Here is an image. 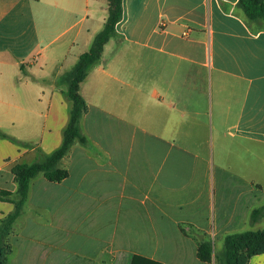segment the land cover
<instances>
[{
    "label": "crops",
    "instance_id": "1",
    "mask_svg": "<svg viewBox=\"0 0 264 264\" xmlns=\"http://www.w3.org/2000/svg\"><path fill=\"white\" fill-rule=\"evenodd\" d=\"M122 6L81 84L89 143L71 149L65 181L32 182L28 203L50 217L26 220L11 264H210L183 227L215 246L264 229L251 222L264 206V21L239 0ZM108 18L109 0H0V172L61 147L64 85ZM13 211L0 201V221Z\"/></svg>",
    "mask_w": 264,
    "mask_h": 264
},
{
    "label": "trees",
    "instance_id": "2",
    "mask_svg": "<svg viewBox=\"0 0 264 264\" xmlns=\"http://www.w3.org/2000/svg\"><path fill=\"white\" fill-rule=\"evenodd\" d=\"M123 0H109V18L105 30L97 36L91 50L80 57L74 68L65 97L71 103L69 123L64 130L63 142L59 149L47 155L45 160L38 159L34 163H15L11 171L15 176L17 190L11 192L0 188V201L14 205V211L0 221V264H8L6 252L8 251L4 238L12 229L15 221L23 214L28 201L31 184L43 175L50 182L62 183L69 177L67 169L58 167L59 163L69 154L75 144L86 146L89 140L81 127L84 115L88 111L87 102L81 95V84L89 75L90 70L100 61L104 46L115 36L116 25L123 18ZM241 8L251 20L264 21V0H239ZM5 138V135H1ZM264 220V206L255 209L251 214V222ZM184 232V231H183ZM264 254V229L246 231L228 235L224 240V264H248L251 257ZM138 257H134V261ZM198 258L202 262L217 264V255L210 242H200ZM133 261V263H134Z\"/></svg>",
    "mask_w": 264,
    "mask_h": 264
},
{
    "label": "rangeland",
    "instance_id": "3",
    "mask_svg": "<svg viewBox=\"0 0 264 264\" xmlns=\"http://www.w3.org/2000/svg\"><path fill=\"white\" fill-rule=\"evenodd\" d=\"M68 83H69V79H68V81L66 83L67 85H64L65 86V91L67 89ZM26 115H27L26 117L28 118L29 114H28L27 111H26ZM33 121H34V119H33ZM23 128H24L23 125H21L20 127H16V131L17 132L21 131V133H22L23 132ZM70 152H71V150H70ZM34 155L36 157H39L38 159H40V160H45L46 157H47V155L42 154L39 149H35ZM68 155L59 163V165H58L59 168L66 169V164H67L66 160H67ZM36 161L37 160H35L34 162H36ZM34 162H32V163H34ZM11 167H12V165L6 171L0 172V183L6 182V183H8L9 187L12 186V185H14V186L16 185V190H17V184H16L15 176H14V174L11 171ZM28 200H29V198H28ZM64 212L71 213L70 210L69 211L64 210ZM49 217H50L49 216V212H47L45 209H43V208L41 209L38 206L30 205L28 203V201H27V203L25 205V208H24L23 214L15 221V223L12 226V229L10 230V232L6 235V237L3 240L4 243L6 244V247L8 248L7 249L8 251L6 252L8 264H11L10 260H11V258L13 257V255L15 253V245L13 243L14 238L16 236L20 235L25 230L26 220L28 218H33V219H35V221L37 223H47L48 220H49ZM182 230L187 235L189 233H191L192 234V238L195 241V243H200V242L207 241V238H204V237L200 236L201 232L197 231L192 226H187L186 225V227L185 228L183 227ZM212 245H213L214 251H215V253L217 255V264H224V257H223L224 244H222L220 246V244L218 242L217 246H215L214 244H212Z\"/></svg>",
    "mask_w": 264,
    "mask_h": 264
}]
</instances>
